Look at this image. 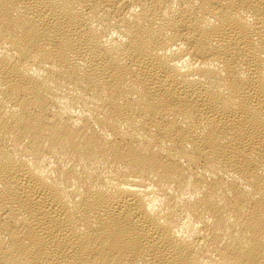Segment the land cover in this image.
<instances>
[{
	"label": "bare ground",
	"instance_id": "obj_1",
	"mask_svg": "<svg viewBox=\"0 0 264 264\" xmlns=\"http://www.w3.org/2000/svg\"><path fill=\"white\" fill-rule=\"evenodd\" d=\"M0 264H264V0H0Z\"/></svg>",
	"mask_w": 264,
	"mask_h": 264
}]
</instances>
